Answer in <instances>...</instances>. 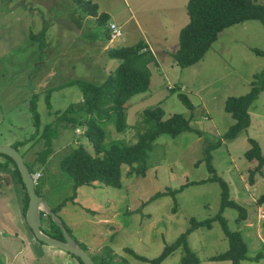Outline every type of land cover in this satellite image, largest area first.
Wrapping results in <instances>:
<instances>
[{
    "label": "rangeland",
    "instance_id": "374dc122",
    "mask_svg": "<svg viewBox=\"0 0 264 264\" xmlns=\"http://www.w3.org/2000/svg\"><path fill=\"white\" fill-rule=\"evenodd\" d=\"M88 1L98 5L100 11L97 8V14L106 13L108 21H115L121 29V36L100 39L107 24L103 25L97 22L96 17L82 12L72 0H0L1 144L14 142L29 132L31 116L28 106L32 93L36 92V100L40 98L39 102L43 100L44 105L40 94H46L48 89L51 90L49 97L50 94L56 97L60 92L65 94L66 100L58 103V108L52 109L51 104V108L45 105L42 110V113L50 114L49 122L57 124L59 111L83 102L82 93L78 94L72 86L64 85L66 82L81 78L98 84L105 80L118 65V60L107 57L106 51L129 43L126 32L136 28L130 12L135 5L142 7L135 13L141 23L142 19L160 20L159 30L157 27L154 31L153 28L149 30L145 26L147 22H144L146 33L158 38L161 35L175 38L172 22L176 11L163 8L176 5L179 12L185 0H165L162 5L156 0ZM257 2L264 4V0ZM42 28L45 46L40 48L36 40H31L29 33L38 34ZM174 38H171L172 42ZM252 48L264 51V27L255 19L222 30L203 58L195 64L158 69V73L150 78L151 92L130 98L124 108L125 129L117 132L115 125L109 122L104 128L105 142L110 139L136 142L142 112L155 107L163 109L162 119L174 113H181L186 118L191 116L192 127L202 130L204 135L198 136L193 131L175 137L159 135L148 153L145 175L128 177L129 166L122 165L120 188L96 182L76 188L72 185L70 189L73 182L62 170L61 159L78 145L77 139L72 140L75 133L81 141L84 140L85 127L72 126L77 130L57 127L59 143L54 140L51 145L52 165L42 167V176L36 180L35 189L48 201L59 189L62 192L69 188L67 191L75 194L73 202L54 210L68 231L80 239L81 246L95 263L102 264V258L107 257L108 260L110 257L117 264H152L150 260L158 257L165 246L190 228L191 218L204 220L218 214L221 189L215 181L188 184L174 195H158L189 181L213 175L202 161L207 153L206 145L218 142L234 122L223 109L224 100L231 95L246 93L254 75L264 70V55L254 53ZM59 86L63 88L57 92L55 89ZM178 93L188 96L192 109L183 104ZM43 103L40 102V106ZM53 104L56 106V101ZM36 106L38 109L37 103ZM249 112L250 126L231 140L222 139L219 146L209 153L214 173L228 184L229 198L245 210V218L240 221L237 220L238 210L234 208L226 207L222 213L228 230L240 233L247 242L248 260L241 264H264V203H257L259 196L264 194V167L250 175L257 161H249L244 156L250 147V137L258 141L264 157V91L252 103ZM83 145L93 152L91 145ZM42 183L47 184V191L42 190ZM186 247L198 260L197 264H231L230 260L211 259L229 248L228 237L218 221H213L208 228L199 227L186 233ZM134 253L148 260L138 259ZM186 254L188 252L182 245L172 250L159 264H182ZM67 260L52 259L48 262L46 258L44 261L36 258L34 264H72L74 258Z\"/></svg>",
    "mask_w": 264,
    "mask_h": 264
},
{
    "label": "trees",
    "instance_id": "16d2710c",
    "mask_svg": "<svg viewBox=\"0 0 264 264\" xmlns=\"http://www.w3.org/2000/svg\"><path fill=\"white\" fill-rule=\"evenodd\" d=\"M72 2L82 12L96 17L97 22L103 25L107 24L105 29H103L100 39H110L111 30L109 26L114 22L108 21L109 16L106 13L97 14L98 5L96 3L88 0H72ZM186 11L188 21L179 30L175 49L169 52L173 63L180 68L191 66L201 60L212 43L217 39L219 33L229 26L255 19L264 27V4L257 2V0H188ZM44 34V28H42L38 34L30 32L29 37L31 40H36L39 47L43 48L45 46ZM252 50L258 55H264V51L262 50L257 48H252ZM106 56L118 60L116 68L109 72L102 83L94 84L81 78L71 79L66 82V85L72 86L82 93L83 102L79 105H69L66 109L60 111V115L56 118L57 121L65 122L67 125L85 127V132L83 133L84 140L81 141L79 139L78 145L61 159V168L71 177L73 188L80 185H93L96 182L120 188L122 185V165L129 166V170L126 172L128 177L145 175L148 167V153L152 149L154 140L159 135L168 134L171 137H175L186 131H193L198 136L204 135L202 130L192 127L191 116L186 118L181 113H174L166 119H162L164 114L163 109L155 107L144 109L142 112L141 129L137 132L136 142L124 143L114 139L105 142L104 128L109 122L115 125L117 132L125 129L126 116L124 108L126 103L134 95L149 90L150 71L148 64L156 62V57L143 39L138 40L132 45H121L116 48H110L106 51ZM50 91L48 89L44 96L47 108H51L49 102ZM262 91H264V70L254 75V80L251 81L250 88L246 93L231 95L225 98L223 109L234 119V122L221 135L218 142L213 141L206 145L207 153L202 161L206 164L208 172L213 173L211 177L195 182L189 181L175 190L160 192L159 195L156 194L158 196L164 193L174 195L176 191H181L188 184L215 181L221 189V201L218 214L212 218L204 220L191 218L190 228L185 233H182L172 244L165 246L158 257L150 260L152 264H159L172 250L182 245L185 251L188 252L182 258V264H197L198 260L186 247V233L199 227L208 228L213 221L220 223L224 234L228 237L229 248L223 253L212 256L211 259L230 260L231 264H241L242 261L248 260L246 256L247 242L243 240L240 233L228 230L227 221L222 215L226 207H231L238 210L239 218L237 220L240 221L245 218V210L229 198L228 184L214 173L215 170L211 164L212 156L209 152L218 147L222 139L231 140L250 126V106ZM177 95L188 109L193 108L185 93H178ZM36 99L37 93L34 92L28 106L33 131L25 141L22 140L16 143L14 145L16 148L27 140L33 139L39 133L40 116L36 107ZM57 132V125L55 123L47 122L42 126L37 139L42 141L43 148L36 154V162H45L48 154L52 151L51 142L57 135ZM248 140L250 147L244 152V156L249 161L254 159L257 161L256 166L250 170L251 175L262 170L264 167V157L262 156V150L258 141L250 137ZM87 143L91 145L93 152L88 151L83 145H87ZM0 154L5 156L14 165L16 173L19 174L13 159L6 154ZM27 166L32 173L34 169L29 165ZM74 196L75 194L73 193L69 199L72 200ZM257 203H264V194L259 196ZM43 226H49L53 231L42 229ZM40 229L50 237L64 240L61 230L52 220L51 216L43 212L40 213ZM134 255L138 259L148 260L135 253ZM76 258L80 264H83L78 257ZM106 258H102V264H117L110 257H108V260Z\"/></svg>",
    "mask_w": 264,
    "mask_h": 264
},
{
    "label": "crops",
    "instance_id": "0c3cea01",
    "mask_svg": "<svg viewBox=\"0 0 264 264\" xmlns=\"http://www.w3.org/2000/svg\"><path fill=\"white\" fill-rule=\"evenodd\" d=\"M148 1H152V0H148ZM156 1L160 5H162L161 4L162 1H165V0H156ZM187 1L188 0L184 1L183 8L179 12H178V8L176 5L167 6V7L164 6L163 8L169 11H176L174 13V19L172 22L175 25L174 34H173V36H176L175 38L168 37L167 35H163V36L161 35L158 38L157 35L156 37H153L149 33H146L143 27L144 22H147L145 26H147L149 30L153 28V31H154V29H156L157 27L159 30L160 20H157V19L153 20L150 18L146 21L145 19H142L143 23H141L135 16V13L138 11H141L142 9L140 4L135 5L134 6L135 9H131L130 11L131 16L135 20L134 25L136 28H132V30H127L126 34L128 35V40H129V43L127 45L135 44L139 39H143L145 41L148 48L151 50V52L156 57L155 63L151 62L148 64V68L150 71V78H152V75H156V73H158L157 71L158 69L164 70L166 69V67L170 68L173 65H175L169 55V52L175 49L176 44H177V38H178L177 34L179 30L188 21V15L186 11ZM98 10L100 11L99 7H98ZM131 16L129 18H131ZM126 20L124 21V23L126 22ZM111 22H113V20ZM130 33H132V35ZM171 38H174L173 42ZM166 41H168V45H165ZM162 46H167V47L162 48ZM162 55H164V58H162ZM153 70H154V73H153ZM64 85H66V83ZM166 86L168 87V83H166ZM60 88H63V87L59 86V88L55 90L59 92L58 90ZM52 92L55 93L56 91H52ZM75 92L80 94V92L77 89H75ZM149 92L151 91L148 90L144 93L148 94ZM144 93H139V94H144ZM40 95H41L40 97L43 96L44 98L45 93L43 95L41 93ZM52 95L54 94H50V97H49V102H50V105L52 104V109L55 107L58 108L57 104L64 103L65 102L64 100H66V98L64 97L65 94H63V92L58 93L56 97ZM39 99L36 102L38 104L37 110L40 113L39 133L33 139L27 140L24 144L19 145L17 149L21 153L25 164L31 166L34 169L31 175H33L35 172H40V176H39L40 178L42 176V170H41L42 167L46 165L47 166L52 165L51 163L53 161L51 157L53 154V148H51L52 151L48 154L45 162L43 163L36 162V154L43 148L42 141L37 139V137L39 136L42 130V126L45 123L50 121V120L48 121L47 119L48 115L50 114L42 113V110L45 108V105L43 103V100H40V102L43 103V106H40ZM55 101H56V106L55 104H53ZM57 112L58 111H56L55 113ZM59 114H60V111H59ZM56 125L57 127L60 126V127L71 128V129L76 128L75 130H77V127H78V126L72 127L71 125H67V123L65 122L63 123L62 121H59ZM29 127H30L29 132H26L23 137L17 138L14 141L15 143H18L22 140L25 141L27 138H29V134L33 131L32 125H30ZM76 135L77 134L75 133L72 140L77 139L79 141V138ZM54 140H56V143H59L58 135H56V137L52 139L51 145H53ZM64 141H68V140L64 139ZM12 142H4V144L11 145L16 148V146L13 145L14 142L13 143ZM41 164L42 166L40 167ZM72 185L73 183L71 184L70 189H72ZM41 188L43 191L48 190V186L46 183H42ZM67 190H69V188ZM67 190L60 192V189H59L57 193H54L52 195V199L50 201L46 200L39 193L37 194L50 206L51 210L57 207V211H58L67 202H73V199L72 200L69 199L72 192L71 191L68 192ZM76 202L77 201H74V203ZM27 204H28V196H27L24 184L21 180L20 174L16 173L14 165L5 156L0 154V264H34V262L36 261V258H42L43 261L46 258L48 259V262H50L52 259H57L58 261L66 262L68 261L67 259H69V257L74 258L72 264H80L76 256L73 255L72 253L66 250H63L61 248L48 245L36 238V236L34 235L33 231L31 230V228L29 227L26 221L25 212L27 209ZM52 211L55 214H57L56 210H52ZM59 218L62 224L64 225V227L66 228V230L68 231L61 217ZM42 229L53 231L51 228H49V226H43ZM68 233L71 239L78 246L84 249L81 246L80 239H77L76 237H74L69 231ZM84 250L86 251V249ZM93 252H96V250Z\"/></svg>",
    "mask_w": 264,
    "mask_h": 264
},
{
    "label": "water",
    "instance_id": "95a60500",
    "mask_svg": "<svg viewBox=\"0 0 264 264\" xmlns=\"http://www.w3.org/2000/svg\"><path fill=\"white\" fill-rule=\"evenodd\" d=\"M0 153L6 154L11 157L19 171L21 180L24 184L28 196V204L25 212L26 221L36 238L48 245H52L72 253L73 255L78 257L83 264H95L89 254L71 239L60 218L51 210L50 206L36 193L34 187L35 181L18 149L11 145L0 144ZM41 212L51 216L52 220L62 231L64 240H57L42 232V230L40 229Z\"/></svg>",
    "mask_w": 264,
    "mask_h": 264
},
{
    "label": "built area",
    "instance_id": "2783aa9c",
    "mask_svg": "<svg viewBox=\"0 0 264 264\" xmlns=\"http://www.w3.org/2000/svg\"><path fill=\"white\" fill-rule=\"evenodd\" d=\"M109 27H110V30H111V36L112 37L121 36V34H122L121 29L118 26H116L115 23H111ZM39 176H40V172H35L32 175V177H33L35 182L39 178Z\"/></svg>",
    "mask_w": 264,
    "mask_h": 264
}]
</instances>
